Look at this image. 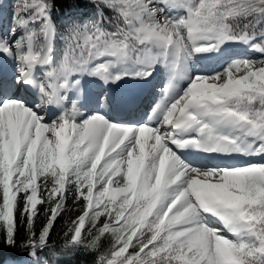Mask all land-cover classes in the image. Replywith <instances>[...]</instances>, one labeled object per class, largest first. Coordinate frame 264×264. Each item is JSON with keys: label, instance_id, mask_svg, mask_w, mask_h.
<instances>
[{"label": "snow or ice", "instance_id": "1", "mask_svg": "<svg viewBox=\"0 0 264 264\" xmlns=\"http://www.w3.org/2000/svg\"><path fill=\"white\" fill-rule=\"evenodd\" d=\"M89 3L96 17L60 33L52 0H15L9 34L0 35V54L16 62L15 84L36 88L35 109H42L62 99L73 73L121 79L110 74L108 63L89 65L105 56L126 61L135 53L137 63L148 69L161 63L171 73L153 109L155 126L151 120L119 125L98 113L78 121L75 105L44 123L34 108L7 94L13 85L0 78V241L15 247L17 224H25L21 247L40 259L65 211L66 180L75 174L72 200L80 214L69 222L65 249L96 250L110 237L111 247L97 264H264V163L198 167L176 151L191 146L209 155L264 157V41L252 43L264 35L256 28L264 0ZM169 4H179L185 14L162 16ZM104 8L115 14L114 25ZM238 19L242 27L233 26ZM109 22L112 31L105 27ZM57 38L64 49L53 66ZM225 42L250 44L261 56L234 61L210 77L194 76L170 99L173 81L189 78L191 55ZM46 176L54 183L45 181L42 192ZM40 206L46 222L37 234ZM85 234L93 237L89 244Z\"/></svg>", "mask_w": 264, "mask_h": 264}, {"label": "bare ground", "instance_id": "2", "mask_svg": "<svg viewBox=\"0 0 264 264\" xmlns=\"http://www.w3.org/2000/svg\"><path fill=\"white\" fill-rule=\"evenodd\" d=\"M171 4H169L170 6ZM164 13H169L167 9H163V12L161 13L162 16H166ZM176 16L173 17L179 18L181 17L182 13L184 12L183 7L179 5V9ZM1 15V14H0ZM12 24L10 25L9 29L11 28ZM2 29V24L0 23V31ZM8 29V33H9ZM2 33V32H1ZM225 45H231L233 46L227 52L222 55L221 57H217L213 55L212 57L208 59H204V61L200 60H189L186 61V70H187V76L189 77V82L182 85V88L180 92H176V89L178 88V82L182 79H177L173 81V87L171 89L170 93V99H175L179 95L182 94L183 90L186 89L190 83V78L201 75V76H212L217 73H222L225 68H227L232 62L242 59H249V60H255L259 59V54L254 52L250 53L248 48H251V45L248 46V44L240 43V42H225L224 44L220 45L219 47L215 48V50H219L218 52H221L223 47ZM246 49L243 51V49ZM211 53V50L207 51L206 54ZM134 58L133 54L132 57H130L126 61H116L112 57H101L100 62L97 63H108L109 64V72L111 75H117L121 74V79L115 80L113 82L112 80L107 81L110 85H112L114 90H121L125 91L123 94L124 97H126L122 102L119 104V108L122 110H126V115L121 117L120 120H115L113 116L106 115L107 113L103 112L100 109V102L95 99H92L90 97L87 98V101H85V91L86 86L82 84L79 91L75 92V89H79V87H74V89H71V91H74V95L72 97V100H69L67 103L65 102V99L62 101H59L60 108L54 109L55 104H51L50 108L45 111V108L48 106H45L42 109H35L37 114L40 116L39 112L37 110L43 111V115L41 116L42 122L48 123V120L53 119L55 120L59 116H55L58 113H62L65 111H68L72 109L73 105H75L78 115L76 116V119L78 121H82L87 117H90L93 114H101L103 115L109 122L116 123L119 125H141L144 121V118L147 117L146 122H149L150 120L153 121V126H155V119L153 117V109L156 107V105L164 98V93H161V90L159 88V83L161 82L162 77L167 76L168 80H170V70L163 66H159V63L155 64L151 67V69L146 68L143 65H140L139 63H136V61H133ZM8 61V64L5 63ZM223 62L221 65H219V62ZM92 63L90 67L94 64ZM5 66V67H3ZM15 66V67H14ZM195 70V71H194ZM198 70V71H197ZM139 71H150L151 74L148 75L145 78H140L135 75V73ZM191 71V73H190ZM123 73H127V75H123ZM16 62L14 59H9L3 54H0V78H2L5 82H8L12 84L13 86L8 91V95L15 99H20L23 102L26 103L27 106L32 107L31 104L35 102V104L39 103V93L38 90L34 87L24 85L21 83V85L15 84V78H16ZM42 72L39 67L35 69V75L37 78L41 76ZM76 74H79L81 77L87 78V83L90 84L89 79H94L98 81L104 82L103 79H101L99 76L91 75L86 71L76 72ZM169 83V81H168ZM168 83L165 85V87L168 85ZM92 86V85H91ZM69 87V86H68ZM97 87V84L95 85ZM18 88V89H17ZM20 88L22 90L25 89V92H20ZM12 89H15L14 91ZM65 90V89H64ZM61 90V91H64ZM90 90V89H89ZM13 92L15 94H13ZM89 92V91H88ZM93 98V97H92ZM154 98V99H153ZM158 98V101L156 99ZM37 100V101H36ZM77 100H83L82 104L77 103ZM98 102V104H96ZM133 103L140 102L139 106H132ZM152 106V107H151ZM34 107V105H33ZM58 114V115H60ZM122 123V124H121ZM144 124V123H143ZM163 131V129H162ZM218 131L227 132V129H218ZM192 135H195V132H192ZM175 150V149H174ZM177 155L180 156L182 160H184L186 163H189L193 166H199V167H216V166H222V167H235V166H245L250 163H264V158L255 160V161H245L244 163H237V159L232 160H225L223 158H216V157H202L197 156L195 158H184L181 154L177 152ZM195 164V165H194ZM210 221L214 218H209ZM209 221V222H210ZM208 222V221H207ZM208 222V223H209Z\"/></svg>", "mask_w": 264, "mask_h": 264}, {"label": "trees", "instance_id": "3", "mask_svg": "<svg viewBox=\"0 0 264 264\" xmlns=\"http://www.w3.org/2000/svg\"><path fill=\"white\" fill-rule=\"evenodd\" d=\"M52 3L53 7L51 10V16L60 33H63L65 28H68L73 24H77L78 19L76 18V15L84 16L82 10H89L90 14L97 11V9H88L86 7V4H88L87 0H52ZM73 5H75L80 11L74 12L75 16H70ZM103 12L110 20L109 10L104 8ZM232 23L234 27L236 25H240V27H242L244 21L238 19ZM256 28L259 29V25H257ZM45 181H47V177L41 178L42 192ZM66 183L68 185L69 195L68 200L65 202V211L54 222V226L48 239V245L46 248L39 251L38 255L40 259H37V261L40 264H44L45 261L47 264H97L99 256L107 252V250L111 247L110 237L102 238L99 243V248L96 250L86 248L83 245H79L74 248H64L66 240L65 232L68 229L69 222L80 214L78 206L74 204L72 200V193L75 191V187L67 181ZM40 207L41 214L38 216L35 223V230L37 231V234L46 222V218L43 215V206ZM26 236V225L18 222L16 246L10 247L0 241V264H6L7 261H19L29 256L28 249L21 247V244L26 241ZM92 239V236H87V234H85V244H89Z\"/></svg>", "mask_w": 264, "mask_h": 264}, {"label": "rangeland", "instance_id": "4", "mask_svg": "<svg viewBox=\"0 0 264 264\" xmlns=\"http://www.w3.org/2000/svg\"><path fill=\"white\" fill-rule=\"evenodd\" d=\"M87 2H88V4H86V7L88 8V9H96V7L93 5V4H91V3H89V0H87ZM14 4H15V0H0V23L2 24V29L1 30H3V31H0V35H2V36H7L9 33H8V29H9V27H10V25L12 24V16H13V10H14ZM109 10V9H108ZM71 14H70V16H75L74 15V12H79L80 10L79 9H77L76 8V6L75 5H73V7L71 8ZM110 11V14H111V17H110V21L113 19V17H114V13L111 11V10H109ZM82 12L84 13V16L86 17V18H83V16H78V15H76V18L78 19V24H84V23H86L87 21H89V20H91V19H94L95 17H96V14H94V13H89V10H87V11H84V10H82ZM166 16L168 15V17H171V18H173L174 16H176L177 15V13H172V12H169L168 14L167 13H164ZM185 13H182V15L181 16H183ZM72 18V17H71ZM116 23V20H115V18L113 19V21H112V24L114 25ZM112 24L109 22V23H106L105 24V27H107L108 28V30L109 31H112V30H114L113 29V27H112ZM257 24L258 25H260V27H261V29H260V32L261 33H264V16H260L259 18H258V20H257ZM257 24H256V26H257ZM68 27V26H67ZM65 29H67V28H65ZM2 32V33H1ZM64 33V32H63ZM21 33L20 32H17L13 37H12V39H16L19 35H20ZM256 38H258L259 40H258V42L259 43H261L262 41H264V35H257L256 36ZM55 44L58 46V48H59V51L60 52H62V54H63V49H64V43H63V41L61 40V39H56L55 40ZM246 49L244 48L243 49V51H245ZM257 52V51H256ZM133 54H135V53H133ZM259 54V53H258ZM261 56V54H259V57ZM6 59H7V57H6ZM15 61V60H14ZM5 63H7L8 64V61L7 62H5ZM159 64H161V63H159ZM141 65V64H140ZM3 67H5V66H3ZM15 67V66H14ZM6 68V67H5ZM195 71V70H194ZM198 71V70H197ZM16 76H17V74H15ZM42 75V74H41ZM191 79V78H190ZM21 90H22V88H20ZM13 91L15 90V89H12ZM23 91V90H22ZM13 94H15L14 92H13ZM37 101V100H36ZM39 101V100H38ZM33 105H34V107H33ZM35 102H33L32 104H31V108H34L35 109ZM38 112H39V114H40V116H42L43 115V111H41V110H37ZM61 115V114H60ZM55 116H59L58 114L57 115H55ZM146 119H147V117H145L144 118V121H143V123H145V121H146ZM53 121V119H50V120H48V123H50V122H52ZM142 123V124H143ZM195 165V164H194ZM199 167V166H198ZM47 177V181H48V184H49V186H51L53 183H54V179H53V177L52 176H46ZM43 178V177H42ZM76 180V176H75V174H71V175H69V177L67 178V182L69 183V184H72L74 187H75V185H74V181ZM43 183V182H42ZM210 221V219L209 218H205V223H208V222ZM6 264H37V262H36V260H33L30 256H28L27 258H26V260H21L20 262H6Z\"/></svg>", "mask_w": 264, "mask_h": 264}]
</instances>
